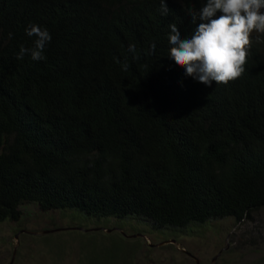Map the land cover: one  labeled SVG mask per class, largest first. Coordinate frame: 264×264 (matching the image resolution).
Instances as JSON below:
<instances>
[{
    "label": "trees",
    "instance_id": "obj_1",
    "mask_svg": "<svg viewBox=\"0 0 264 264\" xmlns=\"http://www.w3.org/2000/svg\"><path fill=\"white\" fill-rule=\"evenodd\" d=\"M166 3L0 0V222L30 202L175 230L264 209V33L238 79L207 86L168 40L203 0ZM33 24L45 58L17 59Z\"/></svg>",
    "mask_w": 264,
    "mask_h": 264
},
{
    "label": "rangeland",
    "instance_id": "obj_2",
    "mask_svg": "<svg viewBox=\"0 0 264 264\" xmlns=\"http://www.w3.org/2000/svg\"><path fill=\"white\" fill-rule=\"evenodd\" d=\"M20 210L18 220L0 222V264H197L171 239L198 264H264L262 208L238 223L227 217L179 230L152 228L132 217L96 219L68 209L43 211L34 202ZM55 228L63 229L41 233ZM114 240L119 249L112 247Z\"/></svg>",
    "mask_w": 264,
    "mask_h": 264
},
{
    "label": "clouds",
    "instance_id": "obj_3",
    "mask_svg": "<svg viewBox=\"0 0 264 264\" xmlns=\"http://www.w3.org/2000/svg\"><path fill=\"white\" fill-rule=\"evenodd\" d=\"M160 3L166 16V0ZM189 15L193 24L200 21L189 36L182 37L176 24L169 25V57L186 70L187 76L207 86L238 79L245 71L251 34L264 33V0H203L202 7L190 9ZM26 35L36 39L30 48L21 46L17 59L28 54L33 60H43L51 40L48 30L33 24Z\"/></svg>",
    "mask_w": 264,
    "mask_h": 264
},
{
    "label": "water",
    "instance_id": "obj_4",
    "mask_svg": "<svg viewBox=\"0 0 264 264\" xmlns=\"http://www.w3.org/2000/svg\"><path fill=\"white\" fill-rule=\"evenodd\" d=\"M73 228H77V229H81V230H96L97 228H93V229H84V228H80V227H73ZM63 228H55V229H48V230H44V231H41V233H48V232H55V231H58V230H62ZM111 229H106V231H110ZM22 232H28V231H25V230H21ZM19 231V233L21 232ZM120 232H122L121 230H119ZM30 233H36V232H30ZM36 234H39V233H36ZM123 235H125L123 232H122ZM137 235H140V236H143L141 234H133L131 236H137ZM17 236V235H16ZM144 237V236H143ZM169 241V240H168ZM168 241H163L162 243H167ZM170 243L174 244L175 247L181 251H184V253H186L187 255H189L190 257H192L195 262L198 264V261L197 259L188 251H186L185 249L181 248V246H179V244L177 243L176 240L174 239H171L169 241ZM161 244V243H160Z\"/></svg>",
    "mask_w": 264,
    "mask_h": 264
}]
</instances>
